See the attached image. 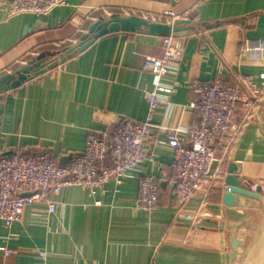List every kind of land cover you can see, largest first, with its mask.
Returning a JSON list of instances; mask_svg holds the SVG:
<instances>
[{
    "label": "crops",
    "instance_id": "obj_1",
    "mask_svg": "<svg viewBox=\"0 0 264 264\" xmlns=\"http://www.w3.org/2000/svg\"><path fill=\"white\" fill-rule=\"evenodd\" d=\"M190 10L192 17L177 20L172 28L184 37L183 57L166 77L178 82L176 90L162 95L169 104L152 113L155 137L165 138L167 127L186 128L196 120L188 108L196 79L224 77L242 85L251 76L262 90L252 116L244 122L227 154V166L239 165L244 187L264 184V51L248 50L264 40V0H68L49 14L10 15L0 8V76L15 74L33 58L50 57L18 87H0V155L49 149L54 160L68 164L85 151L92 131L107 128L116 116L145 120L149 116L147 92L152 73L147 56L164 57L163 35L147 28L111 32L97 38L86 50L68 54L65 49L89 36V27L113 13H149ZM109 12V13H107ZM26 61V63H25ZM244 90L251 92L243 86ZM180 136H184L180 132ZM147 161L128 173L116 193V183L94 197L81 186L64 188L54 196L56 211L46 204L24 209L11 227L0 221V264H234L231 233L240 237L248 215L241 205L223 202V181L206 198L201 192L184 212L205 210L193 224L179 216V206L167 180L174 150L155 141ZM147 173L161 181L159 207L147 212L136 203L139 179ZM252 190V189H251ZM239 201L244 198L238 195ZM99 202V203H98ZM6 249L14 250L7 253Z\"/></svg>",
    "mask_w": 264,
    "mask_h": 264
},
{
    "label": "built area",
    "instance_id": "obj_2",
    "mask_svg": "<svg viewBox=\"0 0 264 264\" xmlns=\"http://www.w3.org/2000/svg\"><path fill=\"white\" fill-rule=\"evenodd\" d=\"M67 4L68 0H0V8H5L10 15L43 16ZM127 14L139 15L151 22L167 23L172 28L177 20L192 17L190 10L177 12L174 9L142 14L129 11ZM163 43L164 57L147 56L145 59V68L153 76V85L146 97L149 106L147 119L116 116L106 121L107 128L92 131L85 151L73 154L71 162L65 165L54 160L51 151L46 148L0 155V221L4 226L11 227L21 219L24 209L34 204H46L49 212H55L54 196L64 188L81 186L94 197L98 190H106L108 183L114 181L115 192H120V186L129 172L147 161L156 162L149 150L152 141L168 144L174 150L170 166L175 176L167 180V184L177 198L179 216L193 224L202 221L205 210L189 213L183 211L184 207L201 192L207 198L218 181L224 183L227 154L244 127V122L236 121V114L243 109L246 112L244 121L249 119L262 90L249 75H244L242 85L237 86L224 77L196 79L191 84L193 99L188 104L196 115L195 122L186 128L167 127L164 139L155 137L152 113L169 104L162 95L176 90L178 82H169L166 77L175 70V62L182 59L185 39L171 33L163 37ZM248 50L264 51V40L252 42ZM63 64L58 67L62 68ZM244 85L250 94L244 90ZM180 132L184 133L183 137ZM215 160H218V166L211 174ZM251 189L263 192L258 183L253 184ZM160 195V179L151 173L144 174L139 179L137 205L149 213L153 212L159 207ZM5 251L14 252L12 249Z\"/></svg>",
    "mask_w": 264,
    "mask_h": 264
},
{
    "label": "water",
    "instance_id": "obj_3",
    "mask_svg": "<svg viewBox=\"0 0 264 264\" xmlns=\"http://www.w3.org/2000/svg\"><path fill=\"white\" fill-rule=\"evenodd\" d=\"M147 28L149 32L154 34H161L163 36L170 35L172 33V26L162 22H151L146 18L139 15H124L121 13H113L108 17H100L89 27V36L72 44L65 49V53L61 54L59 60L61 63L66 62L68 54L77 51H84L94 41L111 32L129 31L135 32L138 29ZM50 57L45 53H41L38 57L33 58L25 67L18 70L15 74L6 73L0 76V87L4 85H11L12 87H18L25 82L29 75L35 70L42 67V64L49 60ZM218 166V160H215L211 166L210 173L214 174ZM239 165L236 162H231L227 166V174L224 177V194L223 202L226 206L241 205L248 208L254 204L255 200L264 201V193L259 189L257 191L244 187L242 179L237 176ZM26 195H29L27 193ZM238 195H242L249 199L246 202L244 198L241 201L237 198ZM231 243V257L236 259L239 254L244 251V242L238 238L236 233L230 235Z\"/></svg>",
    "mask_w": 264,
    "mask_h": 264
},
{
    "label": "rangeland",
    "instance_id": "obj_4",
    "mask_svg": "<svg viewBox=\"0 0 264 264\" xmlns=\"http://www.w3.org/2000/svg\"><path fill=\"white\" fill-rule=\"evenodd\" d=\"M261 185L264 193V184ZM238 238L244 242V251L234 264H258L264 252V201H256Z\"/></svg>",
    "mask_w": 264,
    "mask_h": 264
},
{
    "label": "bare ground",
    "instance_id": "obj_5",
    "mask_svg": "<svg viewBox=\"0 0 264 264\" xmlns=\"http://www.w3.org/2000/svg\"><path fill=\"white\" fill-rule=\"evenodd\" d=\"M258 246H259V245H258ZM258 264H264V252L262 253L261 258H260Z\"/></svg>",
    "mask_w": 264,
    "mask_h": 264
},
{
    "label": "trees",
    "instance_id": "obj_6",
    "mask_svg": "<svg viewBox=\"0 0 264 264\" xmlns=\"http://www.w3.org/2000/svg\"><path fill=\"white\" fill-rule=\"evenodd\" d=\"M65 51V50H64Z\"/></svg>",
    "mask_w": 264,
    "mask_h": 264
}]
</instances>
